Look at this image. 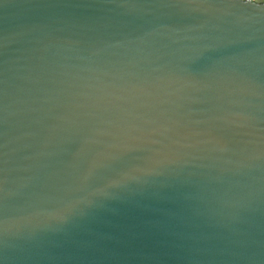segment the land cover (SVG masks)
I'll use <instances>...</instances> for the list:
<instances>
[{
  "label": "water",
  "instance_id": "water-1",
  "mask_svg": "<svg viewBox=\"0 0 264 264\" xmlns=\"http://www.w3.org/2000/svg\"><path fill=\"white\" fill-rule=\"evenodd\" d=\"M0 264H264V0H0Z\"/></svg>",
  "mask_w": 264,
  "mask_h": 264
}]
</instances>
